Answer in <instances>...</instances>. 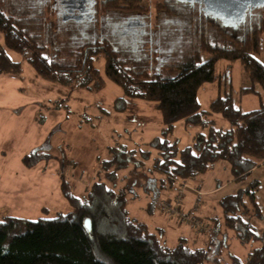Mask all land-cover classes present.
<instances>
[{"label": "trees", "instance_id": "trees-1", "mask_svg": "<svg viewBox=\"0 0 264 264\" xmlns=\"http://www.w3.org/2000/svg\"><path fill=\"white\" fill-rule=\"evenodd\" d=\"M122 1L137 6L134 14L149 16L140 7L145 0ZM110 5L111 1L105 13L127 15V11ZM165 5L161 13L179 16L169 1ZM19 8L25 9L3 5L0 0V35L8 50L29 54L28 63L36 76L62 85L83 77V85L95 82L102 90L107 85L96 64L104 61L106 78L124 94L115 100L117 111L126 110L127 99L155 102L163 127L160 136L146 144V150L135 152L120 143L109 146L97 164L95 181L82 197L67 177L71 165L77 168L76 162L68 160L64 150L61 157L46 153L51 148L52 133L44 146L24 155L22 164L29 169L41 162L60 160L61 193L71 211L37 220L0 215V264H264V230L259 231L253 221L264 219L256 195L259 180L220 201L223 226L233 231L243 245L253 240L260 244L245 261L229 253V262L223 261L224 241H218L216 236L220 227L217 223L213 235L201 246L191 245L183 237L178 244L169 245L166 229L153 231L130 215L126 188L120 187L121 181L128 179V174L121 178L122 172L132 168L138 173L150 162L151 168L147 169L160 176L162 188L168 184L170 189L181 180L202 188V178L219 162L229 165L234 181L239 183L248 181L254 170L264 164V107L243 111L236 106L231 90L214 100L208 111L199 101L200 89L216 81L217 64L224 60L242 65L250 86L240 89L241 96L259 94L258 88L264 91V62L260 58L264 51V15L249 18L247 23L253 24L243 36L231 35L229 44H221L212 41L206 32V26L217 27L200 14L198 4L182 5L181 40L193 35L196 42L190 50L183 49L172 64L160 65L161 59L154 53L137 49L142 44L148 46V41H134L136 50L126 53L110 38L95 41L90 37L64 59L58 53L52 54L56 44L48 39L50 25L42 15L20 14L16 11ZM18 74L20 64L12 62L0 46V77ZM214 115H220L232 128H217ZM38 120L42 125L46 123L42 114ZM182 122L206 129L196 133L192 144L183 149L175 137L176 126ZM205 223L202 225L207 226Z\"/></svg>", "mask_w": 264, "mask_h": 264}, {"label": "rangeland", "instance_id": "rangeland-1", "mask_svg": "<svg viewBox=\"0 0 264 264\" xmlns=\"http://www.w3.org/2000/svg\"><path fill=\"white\" fill-rule=\"evenodd\" d=\"M110 6L127 12H133L137 7L134 3L123 4L122 0ZM165 6L164 0H145L140 7L149 13V16L142 17L141 20L145 23L152 22L154 29H157V23L164 19L177 20L176 16L170 17L161 13ZM16 11L20 14L42 15L50 25L48 39L56 44L55 49H50L52 54L58 53L67 59L77 46L88 42L79 32L58 21L52 9L19 8ZM260 13L264 15V9L258 10V14ZM252 24L242 25L236 29L237 32L231 27L224 29L215 24L216 29L206 26V32L212 41L229 44L231 35L243 36ZM182 25V21L173 24L170 22L163 29L167 34H180ZM181 39L174 41L176 46L172 52L160 58V65L172 64L180 57L183 49L190 50L196 42L193 35L186 41ZM3 44V37L0 35V46L12 62L20 64V74L0 77V175L4 174L8 178L5 187L10 188L8 195H0L1 214L8 213L4 207H10V216L37 220L54 218L58 212L71 211L61 193L60 160L41 162L31 169L23 166L20 160L22 155L44 146L51 133V148L46 153L61 157V150H64L66 158L76 162L77 168L71 165L67 177L80 197L95 181L97 164L103 160L109 146L120 143L126 145L129 150L140 152L146 150L148 142L160 136L162 118L155 102L127 99L126 110L117 111L115 100L124 97V94L106 78L104 61L97 63L96 67L102 73L106 88L101 90L91 81L83 85V77L72 78L70 83L62 85L36 76L28 63V53H14ZM172 44H168L167 49L171 48ZM154 57L157 58L156 53ZM260 58L264 62V51ZM139 60L144 64V60ZM24 85L27 86L24 88ZM249 86V80L240 62L220 61L216 67V81L205 84L199 91L202 109L208 111L214 100L230 90L236 106L243 111L264 107V91L260 88L259 94L240 95V89ZM19 107H24L21 113L14 111ZM41 114L46 117L44 126H41L38 120ZM212 119L217 128H232L220 115H214ZM199 132H206V129L200 126H185L183 122L177 124L175 137L180 140V148L191 145L194 135ZM147 165L138 173L132 172V168L122 172L121 178L128 174V179L122 180L120 187L126 188L130 215L148 224L153 231L160 227L166 229L169 245L178 244L182 233V237L191 245L201 246L200 242L207 241L213 235V227L217 223L220 227L216 236L218 241H224V262H229V253L245 261L248 255L260 246L257 240L247 245L241 244L235 233L223 226L224 215L220 201L256 179L261 183L256 195L264 214V164L254 170L248 181L239 183L234 181L229 165L219 162L202 178V188L181 180L171 189L168 184L162 188L160 176L150 173L147 169L151 168V162ZM17 191L20 192L13 194ZM186 212H190L189 217L185 215ZM192 217H197L198 225ZM253 221L257 223L259 231L264 230V219L258 221L255 218ZM203 223L207 226L202 225ZM186 228L189 232H185Z\"/></svg>", "mask_w": 264, "mask_h": 264}, {"label": "flooded vegetation", "instance_id": "flooded-vegetation-1", "mask_svg": "<svg viewBox=\"0 0 264 264\" xmlns=\"http://www.w3.org/2000/svg\"><path fill=\"white\" fill-rule=\"evenodd\" d=\"M111 4H115L120 0H1L3 5L15 4V6H23L25 9H52L55 11L56 19L61 21L62 24L68 26L71 29L79 32L83 38H93L95 41L104 40L110 38L115 46L123 52H134L136 50L134 41L138 43L148 41L150 43L146 47L144 44L138 46L137 49L142 52L149 50V55L156 53L157 58H162L167 53L172 52L176 46L175 40L179 41L182 37L181 33L175 35L167 34L163 27L168 23L171 24L177 20H162L157 23V29H154L153 23H145L142 21L144 15L134 14L133 12L121 13H105V7ZM170 2L175 8V15H180L181 6H194L198 4L199 12L207 20L213 22L217 26L221 25L222 28L236 31L242 25H245L249 18L258 14V10L261 8L246 7L242 11H233L223 8H216L208 6L203 0H164ZM124 7V6H123ZM178 10V11H177ZM226 27V28H225ZM149 28V29H148ZM179 31V30H178ZM173 39V41H171ZM156 42L153 44V42ZM164 41V43L162 42ZM137 43V44H138ZM173 43L171 48L167 49V45ZM132 47V48H130Z\"/></svg>", "mask_w": 264, "mask_h": 264}, {"label": "water", "instance_id": "water-1", "mask_svg": "<svg viewBox=\"0 0 264 264\" xmlns=\"http://www.w3.org/2000/svg\"><path fill=\"white\" fill-rule=\"evenodd\" d=\"M206 5L213 6L216 8H223L233 11H242L243 8L252 7V8H261L264 6V0H203ZM86 226L90 230L91 224L90 221H86Z\"/></svg>", "mask_w": 264, "mask_h": 264}, {"label": "crops", "instance_id": "crops-1", "mask_svg": "<svg viewBox=\"0 0 264 264\" xmlns=\"http://www.w3.org/2000/svg\"><path fill=\"white\" fill-rule=\"evenodd\" d=\"M27 85H24V88L26 87ZM35 104V103H34ZM36 104H38V103H36ZM23 108L24 107H19V108H17V109H15L14 111H16V112H18V113H21L22 111H23ZM38 114H39V112H38ZM46 124V123H45ZM45 124H40L41 126H44ZM26 155V154H25ZM23 156L24 155H22L21 156V158H20V160H21V163H22V158H23ZM23 165V164H22ZM24 166V165H23ZM37 168V167H36ZM8 180V178H6L5 177V175L4 174H1L0 175V195H3V194H9L10 193V188H7V187H5L6 186V181ZM46 185H49V184H46ZM48 188H49V186H48ZM20 191H17V192H13V194H18ZM4 208H6L7 209V211H8V213H0V215H5V216H10V212H12V210H11V208L10 207H4ZM0 210H2V208L0 207ZM6 211V212H7ZM1 212V211H0ZM12 217H14V216H12ZM186 231L185 232H189V229H185ZM188 230V231H187ZM167 235H168V233H167ZM181 235V237L182 236H184V235H182V233L180 234ZM179 235V236H180ZM181 237H179V239L181 238ZM202 245L203 244H205L206 243V240L204 241V242H200ZM199 243V244H200Z\"/></svg>", "mask_w": 264, "mask_h": 264}, {"label": "built area", "instance_id": "built-area-1", "mask_svg": "<svg viewBox=\"0 0 264 264\" xmlns=\"http://www.w3.org/2000/svg\"><path fill=\"white\" fill-rule=\"evenodd\" d=\"M168 205H171V204H168ZM168 205H167V206H168ZM167 206H166V208H167ZM185 215L188 216L189 214H185ZM188 217H189V216H188ZM196 218H197V217H196ZM196 218H193V217H192V219H194V220L197 222V225H198L199 221H198ZM200 225H201V223H200Z\"/></svg>", "mask_w": 264, "mask_h": 264}]
</instances>
